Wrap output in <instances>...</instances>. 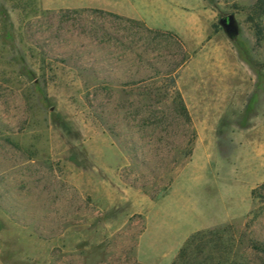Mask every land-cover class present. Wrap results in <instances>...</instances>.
Here are the masks:
<instances>
[{
    "label": "rangeland",
    "instance_id": "374dc122",
    "mask_svg": "<svg viewBox=\"0 0 264 264\" xmlns=\"http://www.w3.org/2000/svg\"><path fill=\"white\" fill-rule=\"evenodd\" d=\"M67 1L0 0V264H264L259 0Z\"/></svg>",
    "mask_w": 264,
    "mask_h": 264
},
{
    "label": "crops",
    "instance_id": "0c3cea01",
    "mask_svg": "<svg viewBox=\"0 0 264 264\" xmlns=\"http://www.w3.org/2000/svg\"><path fill=\"white\" fill-rule=\"evenodd\" d=\"M154 1L156 7L163 8L164 6H170L168 4V0H152ZM201 4V9L204 8V1L200 0ZM199 1V2H200ZM68 2V1H67ZM70 2V1H69ZM68 4H63L62 6L59 7H64V8H73V10H92V9H98V10H103L112 14L119 15L124 18L136 20L139 22L142 21V17L139 16V14L136 11V7L134 8L133 2L130 0H73V4L69 3ZM158 2H161L158 3ZM170 3H173L172 0H169ZM198 5V6H199ZM131 6V8H130ZM181 10H190V7L187 5H182L180 3L178 5ZM200 7V6H199ZM193 26L192 28L187 29V28H182L180 27L178 30H169V32L175 33L176 35H191V34H197V29H198V16L194 15L193 19ZM145 23V22H143ZM149 29H154L152 26H146Z\"/></svg>",
    "mask_w": 264,
    "mask_h": 264
},
{
    "label": "trees",
    "instance_id": "16d2710c",
    "mask_svg": "<svg viewBox=\"0 0 264 264\" xmlns=\"http://www.w3.org/2000/svg\"><path fill=\"white\" fill-rule=\"evenodd\" d=\"M259 4L261 5L260 9L264 12V0H259ZM86 11L97 12L100 15H104L105 17H109V18H111V19H113L115 21H121V22L125 21V22H130V23H133V24H138L139 28L141 29V31L146 32L148 34H152L154 36H161V35L163 36V35H165L166 37H169L170 39L175 40L178 48H180L179 54L182 52V50H181V46L182 45L180 43V38L175 33H172V32H166L165 33V32H160L158 30L149 29L146 26H144L143 23H141L139 21L128 19V18H124V17H121L119 15L112 14V13H109V12H106V11H103V10L92 9V10H86ZM73 12H74V10H73ZM89 22H90V24H92V27H90V29H89L90 35H92L91 40H95V38H96L95 36L99 32H102V34L106 35L108 39L109 38H115V37H113L111 32H109L105 27H103V25L97 23L94 20H90ZM174 67H176V64L174 65ZM156 72H158V70H156ZM180 107H181V109H185L182 104H180ZM262 251L264 252V247L262 248Z\"/></svg>",
    "mask_w": 264,
    "mask_h": 264
},
{
    "label": "water",
    "instance_id": "95a60500",
    "mask_svg": "<svg viewBox=\"0 0 264 264\" xmlns=\"http://www.w3.org/2000/svg\"><path fill=\"white\" fill-rule=\"evenodd\" d=\"M219 24L231 37H235L237 35L238 29L234 14H229L220 18Z\"/></svg>",
    "mask_w": 264,
    "mask_h": 264
}]
</instances>
